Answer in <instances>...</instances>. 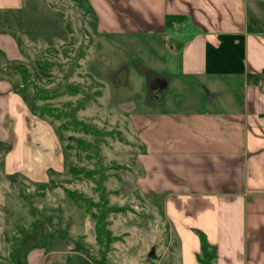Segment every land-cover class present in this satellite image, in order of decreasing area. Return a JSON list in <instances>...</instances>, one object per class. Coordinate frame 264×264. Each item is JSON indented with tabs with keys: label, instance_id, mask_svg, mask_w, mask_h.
Returning <instances> with one entry per match:
<instances>
[{
	"label": "crops",
	"instance_id": "1",
	"mask_svg": "<svg viewBox=\"0 0 264 264\" xmlns=\"http://www.w3.org/2000/svg\"><path fill=\"white\" fill-rule=\"evenodd\" d=\"M60 1L82 10L87 38H140L174 58L149 75L154 109L106 117L134 143L133 193L161 202L178 264H200L199 233L215 264H264V0ZM26 2L0 0V143L11 146L7 173L29 162L44 183L49 169L64 171V147L7 74L26 59L10 27ZM167 16L184 19L167 25ZM94 79L103 99L106 82ZM187 89L193 95L175 98ZM54 144L57 167L47 164Z\"/></svg>",
	"mask_w": 264,
	"mask_h": 264
},
{
	"label": "rangeland",
	"instance_id": "2",
	"mask_svg": "<svg viewBox=\"0 0 264 264\" xmlns=\"http://www.w3.org/2000/svg\"><path fill=\"white\" fill-rule=\"evenodd\" d=\"M15 20L10 27L21 34L26 59L8 67L12 71L7 74L38 114L41 106L50 109L43 118L60 137L66 167L63 172L49 169L44 183L29 162L7 173L11 146L0 143V264H13L17 246L36 234L45 245L29 253L28 264H100L94 223L80 206L92 202L89 208L97 211L99 183L109 192L110 205L128 208L108 216V228L119 239L110 244L106 264H178L171 253L177 249L176 235L160 215L161 202L133 193L134 143L114 118L106 117L114 108L137 115L156 107L150 101L149 75L170 68L174 58L169 50L140 38L91 40L82 10L60 0H27ZM96 75L106 82L103 99ZM181 94L175 98L185 99L193 91ZM52 150L47 164L57 167L58 145ZM153 248L155 259L149 257Z\"/></svg>",
	"mask_w": 264,
	"mask_h": 264
},
{
	"label": "trees",
	"instance_id": "3",
	"mask_svg": "<svg viewBox=\"0 0 264 264\" xmlns=\"http://www.w3.org/2000/svg\"><path fill=\"white\" fill-rule=\"evenodd\" d=\"M183 16H167V25H170L174 20H183ZM40 67H43L42 65ZM43 69H46L43 67ZM44 92V91H43ZM46 94H51L47 93ZM36 99H40L39 95L36 92ZM47 112H50L49 108H44V106H41L39 109V115L43 118ZM100 185V189L98 192H100L99 201L96 203V212L92 211L89 207L92 202H88V204H83L80 202V206L84 208L85 212L88 214L89 218L94 223V229L97 236V242L100 246V253L102 256V260L99 261L100 264H106L107 260V250L110 247V244L113 243L115 240L119 239V237L114 236L112 231L108 228L111 222L108 220V216L110 214L115 213H125L128 208L121 207V206H112L110 205V199H109V192L106 191L105 186L102 184ZM68 195L76 202H78V198L75 197L74 193L72 191L67 192ZM83 200L86 201V199ZM82 201V200H81ZM200 241H201V251L198 255V261L200 264H215L216 259V250L215 248L208 242L207 237L204 233H199ZM29 243L25 242L24 245H18L17 250H14V254L11 256V260L13 264H28L27 262V256L29 253L37 248H42L44 245L40 243V240L38 238V235L36 234ZM24 244V243H23ZM27 244V245H26ZM19 248V249H18ZM25 249V251H24ZM20 256H23L20 258ZM85 264H88L87 262Z\"/></svg>",
	"mask_w": 264,
	"mask_h": 264
},
{
	"label": "water",
	"instance_id": "4",
	"mask_svg": "<svg viewBox=\"0 0 264 264\" xmlns=\"http://www.w3.org/2000/svg\"><path fill=\"white\" fill-rule=\"evenodd\" d=\"M149 257L150 258H156V254H155V248H153L152 250H151V252H150V254H149Z\"/></svg>",
	"mask_w": 264,
	"mask_h": 264
}]
</instances>
